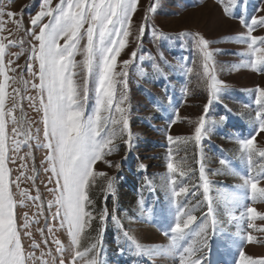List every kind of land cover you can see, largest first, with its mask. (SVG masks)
Masks as SVG:
<instances>
[{"label": "rangeland", "instance_id": "1", "mask_svg": "<svg viewBox=\"0 0 264 264\" xmlns=\"http://www.w3.org/2000/svg\"><path fill=\"white\" fill-rule=\"evenodd\" d=\"M182 1L187 0H137L136 11L132 14L128 30L130 35L127 37L126 46L121 50L120 56L117 58L115 72L126 71V76L115 77L116 99L113 103V111L111 116L117 120L121 119V113L115 112V107L120 104L121 97L123 104L120 107L124 109L123 119L128 122V128L124 129L122 122L112 125L113 129V144L110 154H107L103 159L96 162L94 172L97 174L90 179L87 195L91 203H86L85 210L92 213L93 218L87 223L79 236V250L84 253V259L81 260L74 256L76 246L72 244L71 236L69 235L67 225L60 227V221H52V213L56 211L53 207L48 210L49 202L54 201L59 192L53 193L52 188L55 187L54 178L49 182V177L52 175L47 162L48 150L37 148L36 141L28 140L32 145L31 153L28 151L24 141L27 139L23 133L28 132L31 136L37 135V128L40 129L39 140L44 142L42 109L38 112L39 94L36 89L31 87L32 82L39 83L38 77L34 78L27 72V65L30 63L28 56L32 44L36 42L25 34V30L30 28V20L40 8L41 0H0V10L5 12L11 11L16 14L15 21L12 18L4 16V24L0 25V43L5 44V64H7L8 81V98L6 101V110L11 111L15 108L13 115L22 123L21 134L17 137L21 141V148L18 152H10V155L15 159L14 163L7 165L11 169L12 179L21 172L25 176L33 177V179L22 178L19 181L20 188L17 189L15 184L12 185V191L15 194L17 207L15 213L18 217V224H23L24 215L27 214L31 227L28 229L32 233L31 237L23 236L22 242L25 245L26 251H33L32 244L39 245L36 248L35 261L30 264H59V260L63 258L66 264H73L75 259L76 264H91L94 259L97 264H179L178 256H171L167 253L170 244V226L174 222V215L178 199L188 198L190 194H181L179 197L173 196V187L170 181V175L167 164L173 163L176 167L175 173H181L178 163H175L169 155L168 161L157 160L154 156L157 152L151 151L145 145H150L154 141L159 142L160 138L157 133L163 134L165 131V140L168 136H172L174 141L179 138L187 141L189 138L194 139L195 127L199 126V121L202 116L203 104L206 102V94L195 89L200 86V79L197 74L200 73L201 64L197 62L193 75L195 80L193 88L187 91L186 98L179 97L182 101L179 108L172 113L173 122L166 129L156 132L143 126L140 117L147 118L153 126L162 127L163 123H156L147 117L148 113L153 114L155 104H150L142 93V86L146 88V93L154 92L161 93L158 87L150 88L145 82L158 78L160 73L157 66L152 65L147 58L135 56L132 53L138 54L141 48H151L154 56L161 54L158 48V39L163 40L164 36H180L187 33H194L198 38H207L211 49L212 58L210 65L211 75L222 82H230L233 85L250 89L251 87L264 88V72H259L257 67L253 70L251 65L254 57L248 51L247 45L241 42V37L247 35V29L237 24L224 13V7L218 4L216 0H190L191 6L182 4ZM256 0H246L249 4L247 13L250 11V3ZM260 3L257 12V17H264V0ZM60 0H52L54 8ZM188 2V1H187ZM235 0H224L225 5H231V11H235ZM151 7V11L149 8ZM21 13L22 22H21ZM48 17L44 18V22H48ZM144 27L146 32L149 28L159 32L157 35H152L148 38L142 37L143 32L140 31ZM87 25H85V28ZM160 35V36H159ZM252 35L264 36V28H256ZM159 36V37H158ZM139 37V39H137ZM16 41V46L9 45V41ZM21 41L23 42L21 44ZM64 43L63 40L60 41ZM85 41H82L83 45ZM179 44V47L173 48L179 56L177 59L184 60V56L180 51L184 42L174 41L172 44ZM167 44V43H166ZM17 56L18 53H21ZM234 51L235 57L227 55V51ZM153 56V57H154ZM82 55H76L75 60L81 61ZM130 60L131 63L124 67L123 62ZM11 61L10 64L8 62ZM177 67H180L182 61H177ZM133 65V66H132ZM38 68V65L36 66ZM204 71V67H202ZM75 71L79 73L74 79L81 81L83 73L77 68ZM204 75V74H203ZM182 77V76H180ZM3 77H0V82ZM24 81L29 83L25 86ZM145 81V82H144ZM27 87V90H25ZM88 99L84 102L85 116L93 114L96 108V78L95 75L89 77L88 83ZM16 90H19L17 93ZM164 94V93H163ZM28 96L35 98V104L27 99ZM46 100V94H45ZM176 103V102H175ZM105 116L109 113H104ZM246 114V119L250 118ZM204 125H206L204 123ZM165 127V126H164ZM9 136L11 140V117L8 121ZM207 129L211 131L210 125ZM258 128L249 136L255 135L257 147H264V133H259ZM161 137V136H160ZM130 139V145L125 143ZM152 141V143L150 142ZM240 138H230L227 143L222 139L216 140L218 146H225L229 149H235L239 158L242 157L240 150ZM168 142H173L169 141ZM132 152V156L129 155ZM234 151H232L234 153ZM167 154V150L164 152ZM23 157V159H21ZM107 161V163L105 162ZM138 174L139 185L145 187L149 192L154 188V184L158 189L164 190L159 200H156L150 207H145L144 202L135 201L130 205V210H125L118 207L114 203L116 192L123 187V178L128 170L129 163ZM216 161V160H215ZM216 168L220 177L209 174L207 181L209 183L208 195L213 201V216H209L204 225L206 228L207 247H202L199 242L195 245L201 248L199 253L202 257L203 264H236L238 260V251L243 247L246 255L260 260L264 259V232L256 231L249 228L248 224L253 223L257 228H264V220L257 217L254 220H249L250 214L246 212L243 206H233L230 201L229 194L241 198V205L254 207L258 213L264 215V201L253 202L251 200L250 190L241 188L244 173L241 166L232 164L230 167L221 165L219 161L215 162ZM214 165V166H215ZM103 175H100V174ZM238 173V174H234ZM127 175V173H126ZM222 176V179H221ZM143 179V180H142ZM223 181L222 187H217V184L212 181ZM141 181V182H140ZM137 182V180H133ZM264 187V181L258 185ZM202 188V187H201ZM179 189H177L178 191ZM27 191L29 198L25 199L19 195L20 192ZM127 191V190H126ZM203 193L204 190L202 189ZM124 194V193H123ZM110 195H114L111 201ZM122 196V195H121ZM32 197H37L33 200ZM23 200L25 206H20ZM191 200L192 197H191ZM130 203L131 200L124 199ZM207 203V201H206ZM105 219H100V214L104 209ZM154 208V210H153ZM189 207L185 209L187 211ZM199 209V208H198ZM197 209V211H198ZM201 214L199 220H203L207 209L204 210L200 206ZM244 217H241V213ZM87 219V218H86ZM130 219H133L130 221ZM213 219H215V227H213ZM121 220H123L121 222ZM51 227L52 232H48L46 228ZM40 229H44V235L41 236ZM169 230V235H165V231ZM23 232V229H21ZM109 231H112V235ZM110 233V234H109ZM127 233V235H125ZM248 234L254 237V241L249 243L246 241ZM116 236H121L122 240H116ZM48 241L47 245L44 243ZM56 240L61 242V247L65 249L63 253L57 252ZM93 245L95 249L93 250ZM137 245L140 247L138 248ZM142 249L152 250L151 252L143 251ZM43 253V255H41Z\"/></svg>", "mask_w": 264, "mask_h": 264}, {"label": "snow or ice", "instance_id": "2", "mask_svg": "<svg viewBox=\"0 0 264 264\" xmlns=\"http://www.w3.org/2000/svg\"><path fill=\"white\" fill-rule=\"evenodd\" d=\"M51 5L52 0H41L39 10L30 20L31 27L25 30V34L36 42L30 49L28 56L30 63L27 65V72L34 78L38 77L39 81V83L32 82L31 87L39 94L40 107L37 111L42 109L43 113L44 142H40V129L37 128L35 137L28 132L23 133L27 138L24 143L29 153H31L32 145L28 143V140L33 139L36 141L37 148L48 150L49 168L45 170H50L52 174L49 182L51 183L53 178L55 181V187L51 191L59 192V196L49 202L48 210L56 208L51 216L52 221L59 219L61 228L67 225L72 244L76 246L74 256L83 260L84 253L79 250V236L85 225L93 218L92 213L86 211L85 207L86 203H91L87 189L90 179L97 175L94 172V165L105 155L110 154L112 148L115 147L111 126L122 122L123 128H128V122L123 119L122 115L124 109L120 107V104L124 102L122 97L120 104L115 107V112L121 113V119L113 118L111 112L116 99L115 77L127 75L126 71L115 72V68L117 58L126 46L127 37L130 35L128 24L132 14L136 11L137 0H60L54 8ZM151 10L150 7L149 11ZM4 16L12 18L13 21L16 18L15 13L0 10V25L4 24L2 19ZM22 16L23 13H21V22ZM45 17L49 18L47 23L44 22ZM241 24L247 29V35L241 37V42L247 45L248 51L254 57L249 67L256 70L258 66L264 65V36H255L252 33L256 28H264V17H253L250 23L241 19ZM85 25H87L86 28ZM140 31H144L143 26ZM61 40L64 41L63 44L60 43ZM82 41H85L83 45ZM8 43L16 46L17 42L12 40ZM196 44L204 55V75L210 76L211 79L209 101L204 109L207 113L213 97L221 91L222 85L210 73L208 61L211 60L212 53L208 51L209 41L200 37ZM22 51L17 56L22 54ZM78 54L83 57L81 61L75 60ZM131 55L135 57L136 53L133 52ZM10 63L11 61L8 62ZM130 63V60H126L123 65L127 68ZM77 68L83 73L79 82L74 79L79 75L75 71ZM6 69L5 44L0 43V77H3V81L0 82V264H30L36 259L34 250L39 245L32 244L33 251H26L22 237L32 236V233L28 231L31 223L25 213L23 224H18V217L15 213L17 201L12 185L15 184L19 189V181L22 178L33 179V177L25 176L21 172L13 180L11 169L7 167L8 164L15 162L10 152H18L21 148V141L17 137L21 134L22 122L13 115L15 108L11 111L6 110L9 95L7 92L9 77ZM188 71L191 72L192 69L189 68ZM93 75L96 78V108L92 115L85 116L84 102L88 99L89 77ZM28 83L24 81L25 86ZM16 91L19 92V90ZM256 93L255 103L259 105V110L256 112L259 120L256 133L258 135L264 133V88L258 86ZM27 99L35 104L34 97L28 96ZM104 113H109V115L105 116ZM9 117L12 123L11 140L8 128ZM204 121L205 117L201 116L199 126H196L194 130L197 145L200 144L202 138ZM167 139L173 141L174 138L168 136ZM125 143L130 145V139ZM240 150L241 158L247 161L250 170L256 167L262 169L255 176H242L243 184L240 187L250 190V198L253 202L264 201V187L258 186L264 180V147H257L255 135H253L251 138L240 141ZM254 157H258V161H254ZM219 162L226 168L228 167L225 159ZM167 169L172 173L177 170L171 162L167 164ZM200 179L203 181V199L207 201V212L203 219L207 220L209 216H213V201L208 195L209 183L205 179L203 167L200 169ZM188 191L187 187L181 186L178 191L173 188L172 193L173 196L179 197L181 194H187ZM19 195L25 199L29 198L27 191H22ZM191 195L195 197L196 192H192ZM228 198L234 207L246 208V212L250 214L249 220L257 217L264 220V215L258 213L254 207L241 205L240 197L229 194ZM32 199L35 200L37 197H32ZM188 203L191 201L176 206L174 222L170 226V244L166 251L173 257L178 256L179 264H203L199 254L201 248L195 245L199 242L202 247H207V226L204 225L203 220L198 221V217L194 214L199 208L200 201L197 200L190 210L185 211ZM20 206H25L23 200ZM106 211L105 208L100 214L102 221L105 219ZM241 217H244L243 212ZM213 227H215V219H213ZM248 227L264 232V228H257L253 223H249ZM46 228L48 232L53 231L51 227H47V223ZM44 231L40 229L41 236L44 235ZM165 235H169V230L165 231ZM246 241L251 243L254 237L248 234ZM44 243L47 245L48 241L45 239ZM55 243L57 252L63 253L65 249L60 246L61 242L56 240ZM95 247L93 245V250ZM137 247L140 246L137 245ZM59 264H66V262L61 258ZM73 264H76L75 259ZM91 264H97V261L94 259ZM236 264H264V259L257 260L246 255L241 247Z\"/></svg>", "mask_w": 264, "mask_h": 264}, {"label": "trees", "instance_id": "3", "mask_svg": "<svg viewBox=\"0 0 264 264\" xmlns=\"http://www.w3.org/2000/svg\"><path fill=\"white\" fill-rule=\"evenodd\" d=\"M187 1H182V4L191 6L190 0ZM216 2L224 7V13L229 18V20L242 25L241 19H245L250 23L253 17L259 18L257 17V12L260 3L263 1H252L250 3V11L248 13L247 9L249 4H246V0H235L234 7L236 10L234 12L230 9L232 7L231 5H225L223 3L224 0H216ZM157 34H159L157 30L149 28L146 32H143L142 37H147L148 35L149 38L150 36ZM163 37V40L158 39L157 42L158 48L161 50V54L158 56H154L152 54L153 51L151 48L146 47L141 48L140 51H138V54H136V56H144L147 58L146 61H150L153 63L152 65L157 66L160 73L158 78L155 77L152 80L144 82L150 88L158 87L159 90H161V93L157 94L151 91L148 92L149 94H147L146 88L142 86L139 88H142L141 91L145 94L144 96L147 98V101H149L150 104H155L153 114L148 113L147 117L156 123H163V126H153L147 118L140 117V121H142L143 126L147 125L149 129L156 132H160L159 130L161 129H167L174 120L171 114L174 113L177 108H179V104L182 101L181 99L179 100V97L186 98L187 91L193 88L195 80L193 79V75H191V73L194 72V69L197 65L196 63L199 62V64L202 65L200 68V73L197 74L198 77H201L199 81L201 84L195 88L206 94V102L202 105V116L205 117L204 123L206 125L204 130H202L200 144L197 145L195 139L193 138L192 140L189 138L187 141L177 138L175 141L173 140V142H168V140H165L164 138L166 136L164 131L163 134L157 133L160 138L159 142L154 141L152 143V141H150L152 144L145 145L147 148H150L151 151L157 152L154 155L157 160L166 162L170 159V155L173 158L171 160L175 163H178L180 168L179 171L181 173H174V175H170L171 185L176 190L181 186L187 187L189 190L188 194L191 192H196L195 197L192 195H190L188 198H185L187 196L184 198L180 197L178 199V203L183 204L191 201V203H188L187 205L189 207L188 210H190L192 204H195L196 201L199 200V209L198 211L196 210L194 212V214L199 217L201 214L200 206H203L204 210L207 209V203L203 199V181L200 179L201 167L204 169L205 179H207L209 174H219L218 170L214 168L217 167L215 162L220 161L221 159H225L227 161L228 167H230L232 164L240 165L244 176H255L258 172L262 171V169L259 167L250 170L245 159H242L241 157L238 159L239 155L236 154V151H234L235 149H229L225 146H218L216 143V140L219 139H222L224 143H227L230 138H240V140L248 139L249 136L256 131V129L259 127V120L256 116V112L259 110V105L255 103L257 93L255 87H251L249 90L243 89L242 87L233 85L230 82H222L220 79H218L222 85L221 91L217 93L215 97H213V102L209 106L207 113H205V105L208 104L210 96L209 84L211 83V79L210 76L203 75L204 71L202 67H204L205 64L204 55L196 44V41L199 38L192 32L180 36L163 35ZM204 39L208 41L207 38ZM174 41L184 42L180 51V54L184 56V60L176 58V56L178 57L179 55L173 51V48L179 47V44H172ZM208 51L211 52L210 47L208 48ZM226 54L235 57V53L232 50L227 51ZM177 61L183 62V64H179V68L177 67ZM209 65H211V63H209ZM189 68L192 69L191 72L188 71ZM262 69H264V65L260 66L258 71L263 73L264 70ZM246 114H249L250 118L246 119ZM222 117L224 119H221ZM208 125H210L211 131L207 129ZM166 150L167 154L164 153ZM232 151H234V153ZM129 152V155L132 156V152ZM253 159L254 161H258L259 158L254 157ZM131 163L132 161H130L128 170L126 171L127 175L124 173L125 175L122 174L121 177H119V180L120 178H123L122 181L124 183L122 188L125 189H121L120 191L118 190L116 192V197L118 196V199H116L114 203L118 204V207L125 210H130V205L135 203V201H142L144 202L145 207H150L156 200H159L160 195L164 190L161 191L158 189L157 185L154 184V188L147 192L144 186L139 185L138 182L141 179H138V174L133 170L134 167L131 166ZM217 177H220V174L217 175ZM133 180H137V182L134 183ZM173 181H175V183H173ZM213 182L217 184L218 188L225 184V182L221 180H213L212 183ZM110 197V201L113 198L115 199L114 195H110ZM191 197L193 200H191ZM129 198L131 200L130 203L124 201V199ZM131 220L133 219H130V221ZM122 221L123 220H121V222ZM205 222L206 220H204L203 223ZM109 232L112 235V231ZM116 240H122V237L116 236L115 241Z\"/></svg>", "mask_w": 264, "mask_h": 264}]
</instances>
